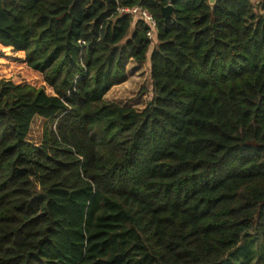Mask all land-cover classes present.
Listing matches in <instances>:
<instances>
[{
    "label": "trees",
    "instance_id": "obj_1",
    "mask_svg": "<svg viewBox=\"0 0 264 264\" xmlns=\"http://www.w3.org/2000/svg\"><path fill=\"white\" fill-rule=\"evenodd\" d=\"M134 6L153 39L120 12ZM0 45L45 85L0 80V264H222L250 234L264 246V0H0ZM153 45L145 108L107 100Z\"/></svg>",
    "mask_w": 264,
    "mask_h": 264
},
{
    "label": "rangeland",
    "instance_id": "obj_2",
    "mask_svg": "<svg viewBox=\"0 0 264 264\" xmlns=\"http://www.w3.org/2000/svg\"><path fill=\"white\" fill-rule=\"evenodd\" d=\"M154 45L150 47L147 61L138 64L132 61L128 66V80L114 87L106 95V99L116 102L124 107H133L137 110L145 108L153 97L150 79L151 55ZM0 80H10L14 84L27 82L38 87L45 85L34 76L24 64L22 53L12 52L0 45ZM50 91V89H48ZM45 119L40 116L33 120L29 141L39 144L42 139ZM227 260L222 264H264V246L260 233L248 235L241 245L230 252Z\"/></svg>",
    "mask_w": 264,
    "mask_h": 264
},
{
    "label": "built area",
    "instance_id": "obj_3",
    "mask_svg": "<svg viewBox=\"0 0 264 264\" xmlns=\"http://www.w3.org/2000/svg\"><path fill=\"white\" fill-rule=\"evenodd\" d=\"M121 13H130L133 16L141 17L150 27L147 35L150 39H153L155 30L157 28V19L148 9L142 8L141 6H134L132 8H122Z\"/></svg>",
    "mask_w": 264,
    "mask_h": 264
},
{
    "label": "water",
    "instance_id": "obj_4",
    "mask_svg": "<svg viewBox=\"0 0 264 264\" xmlns=\"http://www.w3.org/2000/svg\"><path fill=\"white\" fill-rule=\"evenodd\" d=\"M161 12L165 19H170L174 12V7L172 4H169L167 6L161 5Z\"/></svg>",
    "mask_w": 264,
    "mask_h": 264
},
{
    "label": "crops",
    "instance_id": "obj_5",
    "mask_svg": "<svg viewBox=\"0 0 264 264\" xmlns=\"http://www.w3.org/2000/svg\"><path fill=\"white\" fill-rule=\"evenodd\" d=\"M254 2L258 3L260 0H253ZM216 0H209V3L211 4V6H213L215 4ZM116 87V86H115ZM114 88V87H113ZM112 88V89H113ZM111 89V90H112Z\"/></svg>",
    "mask_w": 264,
    "mask_h": 264
}]
</instances>
